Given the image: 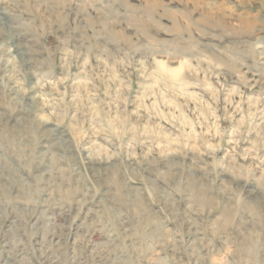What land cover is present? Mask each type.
Instances as JSON below:
<instances>
[{
	"label": "rangeland",
	"instance_id": "obj_1",
	"mask_svg": "<svg viewBox=\"0 0 264 264\" xmlns=\"http://www.w3.org/2000/svg\"><path fill=\"white\" fill-rule=\"evenodd\" d=\"M0 264H264V0H0Z\"/></svg>",
	"mask_w": 264,
	"mask_h": 264
},
{
	"label": "crops",
	"instance_id": "obj_2",
	"mask_svg": "<svg viewBox=\"0 0 264 264\" xmlns=\"http://www.w3.org/2000/svg\"><path fill=\"white\" fill-rule=\"evenodd\" d=\"M188 1H190V0H188Z\"/></svg>",
	"mask_w": 264,
	"mask_h": 264
}]
</instances>
